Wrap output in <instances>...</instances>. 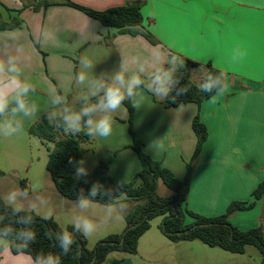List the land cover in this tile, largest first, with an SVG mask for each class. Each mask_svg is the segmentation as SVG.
Returning a JSON list of instances; mask_svg holds the SVG:
<instances>
[{
  "label": "crops",
  "instance_id": "0c3cea01",
  "mask_svg": "<svg viewBox=\"0 0 264 264\" xmlns=\"http://www.w3.org/2000/svg\"><path fill=\"white\" fill-rule=\"evenodd\" d=\"M68 1L104 11L135 0ZM141 1L144 28L157 44H151L140 34L132 35L104 26L78 9L63 5V0H0V21L19 20L17 27L0 30V62L5 65V70L0 72V90L9 97V106L0 115V121L14 118L22 124V132L28 134V128L43 118L56 125L63 121H57L60 112L93 86L89 80L94 70L106 83H112L116 73L124 70L125 81L135 74L144 82L132 98L140 102L139 108L133 107L130 123L133 136L127 128L129 114L123 105L113 114L111 136L79 141L83 153L84 144L95 143L97 147H94L108 159V168L103 169L112 182L116 185L127 183L140 170L139 159L131 148L135 138L145 154L181 179L194 151L196 137L191 122L197 115L208 135L192 166L186 208L205 217H214L223 214L231 201H252V191L264 180V0ZM43 2L48 5L44 7ZM34 5L40 6L34 10ZM239 52L242 56L234 60ZM179 56L200 63L198 69L204 71L199 81L194 82L190 77L195 84L200 83L207 73L205 64L210 63L226 73L228 90L214 94V99L212 96L199 105L164 107V98L148 91L146 85L150 84L155 72L172 70ZM85 62L92 66L85 67ZM107 62L112 63L108 77L111 82L106 80ZM12 66L17 69L16 73L7 71ZM82 69L88 80L79 83L77 78ZM13 77L21 85L29 86L22 98L34 107L31 116L23 113L12 116L17 102L12 105L16 101L15 91L8 82ZM90 92L83 106L97 103L103 95L100 92L91 96ZM56 97L61 98V103H53ZM132 99H129L131 104ZM87 119L85 116L84 122ZM69 132L74 133L72 129ZM11 137L0 135L2 140ZM157 142L168 144L161 150ZM168 159L173 160L168 162ZM115 164L116 169L113 168ZM3 178L4 173L0 171V180ZM24 183L26 190L23 191L27 192L28 183ZM39 191L43 198L35 203L38 208L31 206L26 211L53 219L63 230L73 227L80 218L91 219L96 231L85 238L89 249L99 240L121 234L125 229V203L118 208L115 204L90 201L87 209H81V200L64 198L54 184ZM144 236L138 241L136 254H129L132 257L125 256L122 261L135 264L133 260L137 258ZM109 261L106 259L102 264H109ZM0 264L34 262L27 255H17L12 242L3 239L0 241Z\"/></svg>",
  "mask_w": 264,
  "mask_h": 264
},
{
  "label": "trees",
  "instance_id": "16d2710c",
  "mask_svg": "<svg viewBox=\"0 0 264 264\" xmlns=\"http://www.w3.org/2000/svg\"><path fill=\"white\" fill-rule=\"evenodd\" d=\"M63 5L78 9L87 16L97 20L102 25L121 30L129 34H140L151 44H157L153 36L144 28V18L141 14L143 2L135 0L131 4L110 8L104 11H94L89 8L63 0ZM43 2V6H47ZM40 5H34L37 10ZM19 25V20L11 19L8 22L0 21V30H10ZM184 68L178 67L180 61ZM200 63L187 57L179 56L172 67L175 78L179 84L175 85L169 94V98L163 99L166 108L177 107L182 104L195 103L199 105L203 100L212 97V93L198 90V85L208 75L221 76L222 72L206 63L207 73L197 85L191 80L193 70L199 68ZM189 87L190 91L185 95L176 96L178 89ZM17 101L12 103L15 104ZM123 105L127 108L131 123L133 106L129 99ZM63 121L52 125L43 118L40 122L32 124L28 128L30 135L39 138L42 143L51 142L53 147L47 149V161L45 169L51 181L61 196L68 200H89L102 205H113L118 202L125 203L124 221L125 229L121 234L107 236L89 249L86 239L73 227L65 230L50 218H41L32 211L14 210L13 207L0 199V236L12 242L13 251L17 253V246L23 248L22 254L29 256L34 262L37 257L46 258L49 255L59 257V264H102L112 252L124 254H136L138 241L150 228V221L162 216L160 224L161 233L170 241L200 240L210 247H219L225 251L242 254L247 245L254 246L262 256L261 264H264V227L259 226L247 231H241L228 221V217L239 211L250 210L255 207L256 201L264 199V180L252 191L253 198L250 202L231 201L223 214L214 217H205L196 214L186 208V196L190 189V177L192 166L205 142L208 132L206 126L195 115L191 122L192 130L196 137L193 154L186 163L185 174L181 179L176 178L172 172L165 168L159 161L145 154L135 138L131 148L136 153L140 170L127 183L114 185L102 166L79 178L74 173L82 161L83 150L79 141L89 138L84 132H64ZM129 133L133 136L131 128ZM71 159V162H69ZM158 181L166 186L171 194L159 196L157 194ZM96 191L93 193V187ZM22 190H26L23 180L20 181ZM120 197H124L122 200ZM31 231L35 238L28 241L24 233ZM64 231L71 233L73 244L70 251L65 254L60 246L58 237ZM7 233V235H5ZM115 261L112 262L114 264Z\"/></svg>",
  "mask_w": 264,
  "mask_h": 264
},
{
  "label": "rangeland",
  "instance_id": "374dc122",
  "mask_svg": "<svg viewBox=\"0 0 264 264\" xmlns=\"http://www.w3.org/2000/svg\"><path fill=\"white\" fill-rule=\"evenodd\" d=\"M104 64L105 63H103V65ZM106 67L108 75L106 80L111 82L112 79L108 77L111 75L112 63L107 62ZM203 71L204 70L198 68L193 70L191 76L194 82L199 81ZM81 72H83V69L80 73ZM96 75H98V73L94 70L89 80V82H92V85L94 81L99 79ZM92 87L89 86V89H86L87 94L80 95L81 97L77 98L78 100H74L68 108L61 111L57 121L63 120V113L79 112L85 107L82 102H87V100L84 99L88 96ZM84 117H82L81 120L82 124L84 122ZM127 124V128H131L128 121ZM11 138L10 140H2L0 138V171L4 173L3 180H0V198L7 204L14 208H19L20 210H26L31 206L38 208L35 203L37 204V201L43 198V194L41 195L40 193L42 192L39 190L53 185L45 169L48 155L47 149H51L53 144L51 142L42 143L39 138L30 136L28 133L24 132L14 135ZM160 143L163 144V149L167 147V142ZM94 146H96L95 143L84 144L86 150H84L82 161L85 174L91 173L98 166L103 165V168H108V159L103 152L100 153L98 148ZM172 152L173 151H171L170 154ZM177 154L178 153L175 154V157ZM172 160L173 159H168V162ZM126 164L129 165V163ZM113 168L116 169V164ZM85 174L78 175L76 170L74 177L79 178ZM21 180L28 183L27 192L21 189ZM13 191L16 192V201L15 203H9L7 197L8 194ZM157 194L159 196H168L171 194V191L164 186L161 181H158ZM123 198L124 197H120L119 199L122 200ZM115 205L119 208L121 203L118 202ZM234 215L235 216L229 218V222L241 231H247L259 226L264 227V199L260 200L252 210L238 212ZM162 219V216H157L150 221V228L144 233L145 236L140 240V250L137 254V258L133 260L135 264H261L262 262L261 253L256 247L251 245L245 247L244 253L236 254L225 251L219 247H210L200 240L174 243L161 233L160 224ZM125 256L132 257L129 254L112 252L106 259H110L109 264H112L113 261H115L114 264H128V262L122 261V258ZM139 257L143 259L139 260Z\"/></svg>",
  "mask_w": 264,
  "mask_h": 264
},
{
  "label": "clouds",
  "instance_id": "9594fccd",
  "mask_svg": "<svg viewBox=\"0 0 264 264\" xmlns=\"http://www.w3.org/2000/svg\"><path fill=\"white\" fill-rule=\"evenodd\" d=\"M242 56V53L239 52V55L234 56L233 59H238ZM85 67H91L90 62H85ZM178 67L184 68L185 64L181 60ZM5 70L4 63L0 62V72ZM7 71L10 73H16L17 69L12 66L8 67ZM175 70H164L161 69L154 73L151 77L149 85H146L148 91L152 92L154 95L160 96L162 98H169L173 87L179 84V79L175 78ZM78 82L84 83L88 77L84 72H81L78 76ZM144 83L139 75H131L125 81L124 70H121L116 73L114 81L112 83H106L101 79H98L93 82V87L90 92L91 96H96L98 93L103 92V95L99 97L97 103H89L83 107L79 112H66L63 113V123L65 125L64 132L68 133L69 129H72L74 133L84 132L89 137H99V138H108L111 136L113 131V114L116 113L123 103L127 99H132L137 95V89L139 86ZM9 86L15 91V100L17 101V106L12 109V116L14 117L17 113H23L24 116H31L34 114L35 109L27 104V102L22 98L28 91L29 86L27 84L21 85V82L13 77L8 82ZM198 90L205 93H212L215 90V95H220L225 93L228 90L227 84V75L222 72L221 76H213L208 74L203 82L198 86ZM190 91L189 87L185 86L180 88L176 92V96L171 97L174 101L177 96L185 95ZM213 99L215 96L212 97ZM87 99V97H86ZM54 104L61 103V98L56 97L53 101ZM9 106V97L7 93L3 90H0V115L4 114L6 109ZM132 106L134 108L140 107L139 100L132 99ZM87 116L88 119L82 124V117ZM23 131L22 124L15 120L14 118H8L3 121H0V135L3 136H14L18 135ZM160 149H163V144L157 142ZM71 162V159L70 161ZM81 166L77 168V174H85V169L83 168V161L80 162ZM96 188L93 187V193H95ZM7 200L9 203H15L16 201V192L13 191L8 194ZM90 206V201L83 199L80 201L79 207L81 209H87ZM14 210L19 211V208ZM74 230L78 231L85 238L90 237L96 231V224L94 221L88 218H80L73 225ZM7 235V233H5ZM27 236L28 241H31L35 238L34 233L28 231L24 233ZM60 241V246L63 249V252L67 254L71 245L73 244V237L68 231H64L62 235L58 237ZM3 240V237L0 236V241ZM27 247V243L23 245V248ZM23 248L17 246V255L22 254ZM34 264H59V257H53L49 255L46 258L37 257L34 261Z\"/></svg>",
  "mask_w": 264,
  "mask_h": 264
}]
</instances>
